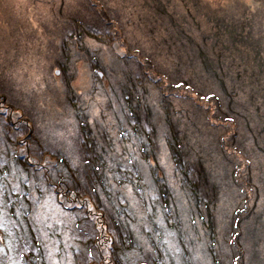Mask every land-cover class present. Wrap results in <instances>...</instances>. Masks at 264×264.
Instances as JSON below:
<instances>
[{"label":"rangeland","instance_id":"1","mask_svg":"<svg viewBox=\"0 0 264 264\" xmlns=\"http://www.w3.org/2000/svg\"><path fill=\"white\" fill-rule=\"evenodd\" d=\"M68 89L94 134L91 153L108 158L92 185ZM173 129L197 189L171 157ZM0 158L38 214L21 218L16 204L8 221L0 206V264H40L25 235L45 264H113L118 248L130 264H205L214 238L221 264H264V0H0ZM21 159L54 191L45 178L23 186ZM128 237L135 248L119 246Z\"/></svg>","mask_w":264,"mask_h":264},{"label":"trees","instance_id":"2","mask_svg":"<svg viewBox=\"0 0 264 264\" xmlns=\"http://www.w3.org/2000/svg\"><path fill=\"white\" fill-rule=\"evenodd\" d=\"M228 18L229 17H227V18L226 17L225 18L222 17L218 21H227ZM246 21H247L249 27H251L252 19L251 20L247 19ZM229 35L232 37L231 40H233L235 38H238L237 35L234 32L229 33ZM246 38H247V36L244 37V40ZM199 54L201 56V51L199 52ZM206 65H207V63H206ZM100 73H103V72L100 71ZM221 84L222 83L220 82V86H221ZM228 97H229L228 98V100H229V109H232L233 99L229 95H228ZM129 98H130V96L129 97H126V100H128ZM66 100L71 104V106L75 110L76 117L79 119V122H80V127H81V131H82L81 132L82 133L81 140H83L84 144H86V146H87V147H82V148L80 147V149L84 151V159L87 160L86 165L92 166V169H94V171H92V172L89 173L90 174V178L93 179V182L91 183V185H92L94 183V181H96V178L100 174H102V177H104V171H102V168L104 170V164L108 160V158L106 157L107 155H106L105 151H103V148L100 149V152H98V150H96L95 151L96 154L91 153V151H90V148L91 147L90 146L92 145V138H93L94 134H93V132H92V130H91L88 122L86 120H84V119H82V121H81V119H80L81 117L80 116L83 114L82 113L83 111L81 112L79 110L78 99H77L76 95L73 94V92L71 91V89H68L67 96H66ZM140 103H141V106L143 108V104H142L143 102H140ZM137 105L139 106V103H137ZM130 115L133 116V117H137V119L134 120L135 123H136L135 124L136 126L138 124V121H141L142 122V120L140 118H138V116L134 115V113H130ZM151 119H152V112H151V110H148V109L145 110V114H144V122H145V124H150ZM24 131H26V130L24 129L23 132ZM135 131H137V129H135ZM176 132H177V130L173 129V130H171V134H170V140H171V142L169 141V150H170L171 157H172V159L174 161L175 166H177L176 168L181 172L180 175L183 177V180H184L183 183L184 184H189V186L191 187V189L192 188L193 189H197L198 187L196 186V184L195 183L193 184V181L190 180V177L188 176L190 173L187 170H184V167H185V155H184V153H182V149H181V146L179 145ZM9 134H10V131H9ZM26 135L28 136V138L31 136L29 134V130H28V132H26ZM35 142L37 144L36 147H39V144H40L39 140L38 139H35ZM153 144H154L153 139L152 138H148L146 140V145L144 146V148L145 147H151L152 148L153 147ZM143 153H144V155H146L145 154V149H144ZM143 158H144L143 160L146 161L145 160L146 158L144 156H143ZM149 158L153 161V164H154L153 165V168H151V171H150V174H151L150 176H151L152 180H154L156 182L158 181L159 183H162V189L164 190V192L166 190H169L167 188V186L165 185L164 180L157 178L156 173L153 171V169H156L157 170V168H158V163L156 162L155 158L153 157V154L150 153L149 154ZM61 161H63V160H61ZM19 162L21 164V166H20V171H21L20 172V175L24 176L21 179V181H23L22 184H24L23 186L27 185V183H29V182H32L33 179H36V181H37L38 184H36V185L31 184V186L33 185L34 187L42 188V185H40L39 183H42V180H44V178H45L48 181V184L45 187H48V190L51 189V191H54L53 186L55 184H50V181H51V176L50 175L47 176L44 173V174H41V175H38V176L36 175L35 176L34 175L35 174V170H34L35 168H33V171L31 170V163H30V161L25 162L23 159H21V160H19ZM64 163L66 164V161L65 162L63 161L62 162V164H64ZM93 163H94L95 167H94ZM1 164H2V159L0 158V165ZM66 166H67V164H66ZM118 167H120V169H122V170H126L125 169L126 167L123 166V165H121V164H119ZM130 167L131 168H134L135 166L130 165ZM120 169H117L118 171L115 173V177H117L118 175H120V174L123 173V172H120ZM197 169L199 171V166H198ZM134 171L136 172L137 183H138V185L140 187L142 182H141V178H140L139 172L136 169V167H135ZM69 172L71 173V171H69V169H68V172L67 173H69ZM1 173L3 175H1ZM8 174H9V172H8V170L6 168L0 169V194H1V197H0V203L1 204H0V206L3 207L5 217L7 216V220L8 221H12V218H14L15 215L12 213V210H15L16 204H18V206H19V210L18 211L21 213V218H25L26 219L27 217L28 218H31V217H29V215H38L36 212H34L33 209L32 210L29 209V207L31 208V204L29 202H31V199L33 198V197H31L32 190H30L29 192H25V193L21 194L20 196L15 195L13 193L14 191L12 190V182L10 181V179H9L10 176ZM89 174H86V175H89ZM199 174H200L199 175V178H203V181H202V179L197 180V181H199L200 183L202 182V184L204 186L207 185L209 183L207 175L204 173V171H203V173H201V171H200ZM203 174H204V177H202ZM124 175H126V173H124ZM76 177H78V175ZM112 177H113V174H112ZM30 178H32V180H30ZM63 178H65V174H63ZM80 178L82 180H85L82 177H80ZM57 180L58 181H61L63 179H57ZM21 181H19V182H21ZM33 182H35V181H33ZM192 192H193V195H195V192L194 191H192ZM54 194H55V204L57 203V204H59L58 206L64 207V210H68V209H66L68 207L67 206L68 204L65 203V201H62V199H63L62 198V195L59 198L58 193H54ZM37 195L39 197V196H41V193L38 192ZM64 196L67 198L66 195H64ZM193 198L195 200V196H193ZM26 200L29 201V202H26ZM197 202H200L199 199L197 200ZM35 203H36V201H35ZM26 204H27V206H26ZM36 204H38V203H36ZM122 205H123V203H122ZM122 205H119V206H122ZM159 205H161L165 210H169V208H168L169 207L168 202L165 203L163 201V202L159 203ZM118 209H120V207H118ZM122 210H124L123 206L121 208V212L118 213V215L121 216V218H122V216H124L125 212H127V211L122 212ZM153 214H155V212H153ZM206 214H207V220H205V223L208 225L207 226V228H208L207 230L209 231V234L208 235L210 237V236H212L211 234H213V232H214V224H213V217H212V214H211V210L208 209V211H207ZM201 217H203V216H201ZM167 223L170 224V222H167ZM7 224H8V222H7ZM176 226H178V224ZM101 227L102 226H99L98 227L99 230L100 229L101 230H105L106 229V227H104V226H103V228H101ZM19 229H21V227ZM14 231H15V234H16V232H17L16 231V228H15ZM25 233H26V230L24 231V234ZM87 233L88 232H85V234L83 233L85 235V237H86ZM158 234H160V237H159L158 242H157L158 245H159L158 246L159 247L158 249L161 252L164 251L165 254H168L169 255L168 258L171 259V255L165 249L166 244H164L162 242V240H163V234L161 235L160 232ZM22 239H23V237L21 236L20 241ZM25 239H26L27 243H29L30 245L34 246L37 249V253H38L37 255L39 256L37 259L40 262V264H45V258L43 257V253L40 252L41 248H39V245H35L34 242H31L30 243V241L28 240V239H30V238H28V235H25ZM124 242H129V245H132L134 248L136 247L135 239H132V238H129L128 237V241L127 240H123L120 243L121 245L119 244V246H122L124 244ZM21 246H22V243H20L19 247L16 250H18ZM95 247H96V242L91 240V242L89 243L90 250L92 251V249H95ZM83 248H85V246ZM215 248H217V247H216L215 238H214V240L211 243V246L209 248L206 247V250L203 251V258L205 260V264H221V259H220L219 253H217V251H216ZM129 252H132V250H130ZM5 254H7V253L5 252ZM187 256H188V254H186V257ZM56 257H58V253H56V255H55L54 258H56ZM209 257L212 258V260ZM214 257H216V260L214 259ZM162 258H163V256L161 257V259ZM192 258L193 257L190 256V260L187 262V264L193 263ZM18 259H15V263L16 264H24V263L25 264H28L26 261H23V259H20L21 261L18 260ZM22 262H24V263H22ZM32 263L35 264L34 261ZM124 263L125 264H130V261L127 260V257L124 256L122 254V252L118 248L117 251H116L115 257L113 258V264H124Z\"/></svg>","mask_w":264,"mask_h":264}]
</instances>
